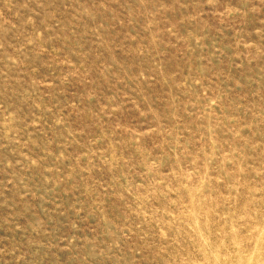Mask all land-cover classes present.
Instances as JSON below:
<instances>
[{
    "label": "rangeland",
    "instance_id": "obj_1",
    "mask_svg": "<svg viewBox=\"0 0 264 264\" xmlns=\"http://www.w3.org/2000/svg\"><path fill=\"white\" fill-rule=\"evenodd\" d=\"M0 264H264V0H0Z\"/></svg>",
    "mask_w": 264,
    "mask_h": 264
}]
</instances>
